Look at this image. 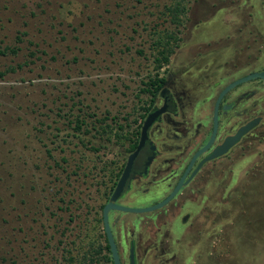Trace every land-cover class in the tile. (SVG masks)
Segmentation results:
<instances>
[{"label": "rangeland", "instance_id": "374dc122", "mask_svg": "<svg viewBox=\"0 0 264 264\" xmlns=\"http://www.w3.org/2000/svg\"><path fill=\"white\" fill-rule=\"evenodd\" d=\"M174 3L0 0V264H89L73 201L83 195L86 146L100 138L105 115L137 101L155 75L195 79L201 55L230 63V44L242 45L231 21L245 0H185L175 22ZM214 12L200 30L197 22ZM219 14L228 21L222 29ZM170 34L174 51L158 68L155 41ZM256 195L259 226L264 189L248 193ZM241 245L236 264H264V240Z\"/></svg>", "mask_w": 264, "mask_h": 264}, {"label": "flooded vegetation", "instance_id": "af4514ba", "mask_svg": "<svg viewBox=\"0 0 264 264\" xmlns=\"http://www.w3.org/2000/svg\"><path fill=\"white\" fill-rule=\"evenodd\" d=\"M217 12L198 21L199 29ZM237 12L232 27L244 40L230 44V63L201 55L195 79L187 71L155 75L137 101L105 115L100 138L87 143L83 195L75 194L78 180L72 190L89 264H115L106 223L119 264H222L225 251L228 264H236V246L264 240V225L256 222L262 200L248 197L264 189V78L220 98L233 81L264 73V0H245ZM110 204L125 210H105Z\"/></svg>", "mask_w": 264, "mask_h": 264}, {"label": "water", "instance_id": "95a60500", "mask_svg": "<svg viewBox=\"0 0 264 264\" xmlns=\"http://www.w3.org/2000/svg\"><path fill=\"white\" fill-rule=\"evenodd\" d=\"M258 76L264 78V73H252V74H250V75H247V76H245V77H242V78H240V79H237V80L233 81L232 83H230L228 86H226V87L223 89L222 93L220 94V98H221L226 92H228L230 89H232L233 87H235L236 85H238V84H240V83H243V82H246V81H248L250 78H254V77H258ZM149 123H150V120L148 119V120L146 121V123H145V127H144V128H146V127L149 125ZM244 130H245V129L240 130V131L238 132V134H237L235 137L228 139V140H227V141H226V142H225V143L219 148V150H216V151L210 156V158L215 157V156L221 154V153H219V152H222V150H224V151L227 150V148H228L229 146H231L234 142H236V141L239 139L240 135L242 134V132H243ZM217 151H218V152H217ZM122 182H123V180H121V182L119 183V185H118L116 191L114 192V195H113L112 198H114V197L119 193V191L121 190ZM109 206H115V207H117V208H119V209H123V210H125L124 207L117 206V205H114V204H110V205H108V206L105 208V210H107V209L109 208ZM105 220H106V219H105ZM106 231H107L108 240H109V243H110V246H111V251H112V254H113V258H114V260H115V264H119V260H118V255H117L116 246H115V244H114L113 236H112V234H111V232H110V230H109V227H108L107 223H106Z\"/></svg>", "mask_w": 264, "mask_h": 264}, {"label": "trees", "instance_id": "16d2710c", "mask_svg": "<svg viewBox=\"0 0 264 264\" xmlns=\"http://www.w3.org/2000/svg\"><path fill=\"white\" fill-rule=\"evenodd\" d=\"M185 0H176V3H174L172 6H170V12L173 15V21L175 22V19L177 18V16H180L181 13L185 12ZM176 41V38L170 34V35H166V36H161L159 38H157L156 45L161 48L160 50H158V55L157 56H162L161 59L159 57H156V62L158 64V68H160L163 64H167L169 62V57L170 55L173 53V47H174V42ZM172 42V45H170V43ZM0 54H4V52H0ZM14 70L13 68H10L7 70L8 71H12ZM5 74V72H0V76H3ZM158 85L156 87V89H158ZM150 88H148L147 90H149ZM78 127H80V125H78Z\"/></svg>", "mask_w": 264, "mask_h": 264}, {"label": "crops", "instance_id": "0c3cea01", "mask_svg": "<svg viewBox=\"0 0 264 264\" xmlns=\"http://www.w3.org/2000/svg\"><path fill=\"white\" fill-rule=\"evenodd\" d=\"M219 19L221 21V26H220L221 29H222V27H226L228 25V21L226 20V18L224 17L223 14L220 15Z\"/></svg>", "mask_w": 264, "mask_h": 264}]
</instances>
